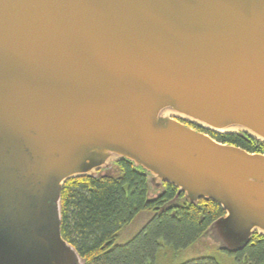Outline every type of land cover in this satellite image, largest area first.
Here are the masks:
<instances>
[{
  "label": "water",
  "instance_id": "95a60500",
  "mask_svg": "<svg viewBox=\"0 0 264 264\" xmlns=\"http://www.w3.org/2000/svg\"><path fill=\"white\" fill-rule=\"evenodd\" d=\"M187 123L264 143V0H0V264H85L63 187L123 160L264 237V155Z\"/></svg>",
  "mask_w": 264,
  "mask_h": 264
},
{
  "label": "trees",
  "instance_id": "16d2710c",
  "mask_svg": "<svg viewBox=\"0 0 264 264\" xmlns=\"http://www.w3.org/2000/svg\"><path fill=\"white\" fill-rule=\"evenodd\" d=\"M187 124L222 144L264 155V143L248 135L218 134ZM60 212L62 237L85 264H154L161 248L217 247L208 231L225 215L211 200L191 203L171 184L156 187L149 173L128 160L113 163L95 177L67 181ZM142 213H151V219L131 241L119 244L121 231ZM227 253L241 264H264V237L255 234L243 251ZM204 260L216 263L199 261Z\"/></svg>",
  "mask_w": 264,
  "mask_h": 264
},
{
  "label": "rangeland",
  "instance_id": "374dc122",
  "mask_svg": "<svg viewBox=\"0 0 264 264\" xmlns=\"http://www.w3.org/2000/svg\"><path fill=\"white\" fill-rule=\"evenodd\" d=\"M151 216V213H142L131 225L121 231L118 243L125 244L131 241L147 224ZM200 259H213L215 264H241L234 255L216 246L207 247L201 244L183 250L161 248L154 264H211L207 260L199 261Z\"/></svg>",
  "mask_w": 264,
  "mask_h": 264
}]
</instances>
